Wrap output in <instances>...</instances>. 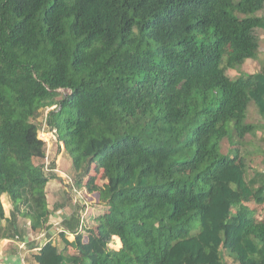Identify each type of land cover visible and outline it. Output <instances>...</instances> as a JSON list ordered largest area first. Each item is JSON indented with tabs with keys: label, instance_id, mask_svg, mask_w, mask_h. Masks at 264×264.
I'll list each match as a JSON object with an SVG mask.
<instances>
[{
	"label": "trees",
	"instance_id": "1",
	"mask_svg": "<svg viewBox=\"0 0 264 264\" xmlns=\"http://www.w3.org/2000/svg\"><path fill=\"white\" fill-rule=\"evenodd\" d=\"M263 8L264 0H0V229L4 194L33 228L50 219L46 186L56 174L46 173L45 122L77 187L110 208L87 239L80 217L64 219L61 246L46 242L36 263L264 264V217L239 207L264 206V169L251 175L240 150L264 130L248 121L251 105L264 118V67L227 73L258 54L264 16L249 14ZM94 165L103 187L87 177Z\"/></svg>",
	"mask_w": 264,
	"mask_h": 264
},
{
	"label": "rangeland",
	"instance_id": "2",
	"mask_svg": "<svg viewBox=\"0 0 264 264\" xmlns=\"http://www.w3.org/2000/svg\"><path fill=\"white\" fill-rule=\"evenodd\" d=\"M239 3H244V0H235V4H239ZM249 15L250 16H264V8L256 13H252ZM254 33H255V37L259 39L260 41V48H259L258 54L256 56L247 58L245 62L241 65H237L233 68H229L227 70V73L233 79H237L240 77L246 78L250 73L260 71L264 67V28H256ZM60 91L65 92L66 90H60ZM45 114H46V110L42 111V113L36 118V122L40 124V126H41V123L43 121V117L45 116ZM248 121L258 123V124H264L263 116L258 113L254 105H251L249 108ZM47 132L49 133L50 131L46 130L44 133H47ZM41 135L42 134L39 133V136L41 139L43 138H46L47 140L49 139L48 141L49 143L46 142L47 157L44 161L49 165L50 169H53V170L59 169L62 172V173L59 172L60 179L59 178L55 179L53 182L55 184L61 183V185L69 186L70 183H67V182L70 179L71 181L78 180L79 179L78 172L75 170L73 163H72V159L69 156V154L66 152V150L63 153L62 158H60V155L62 153L63 144L61 143L59 144L58 141H56V138L50 134L47 137H42ZM263 138H264V130L258 131L257 134L254 136L247 135L246 139L243 141V145H241V148H240L241 153L247 158V163L249 165V172L251 175L253 174V171L257 168L264 169V140ZM229 149H230L229 143L227 140H225L223 142V151L227 152ZM36 162H42V161L36 160ZM53 170L46 171V173L48 175H50L51 173H56ZM65 175H67V177ZM87 177L88 179L89 177L91 178L93 177L96 182L95 184L99 185L100 187H103L105 183L107 182V177H106L104 170L96 168V165H94V167L92 166V169ZM87 181L88 180L86 181L84 180V184H86ZM80 189L82 190L83 200L80 197H78V195H76L77 193H75L74 191L71 190L70 192L67 193L63 189L65 194L63 195L62 197L63 199L61 200V202L60 201L53 202V200L55 201V199H51L52 200L50 203L51 212L55 214L54 211L59 209L60 205L62 204L61 208H63L64 212L69 213V216H75L76 218L80 217L81 219L82 214L85 213L86 211L85 208H89L88 209L89 213L92 212L90 211V209L94 208L93 212H94L95 219L93 220L94 222L92 221L93 223L92 227L87 228L85 232H83V234L85 235V239H87L88 234H89L88 230L91 228L95 229L97 227V225L99 224V218L102 217L105 210L106 211L108 210V205L107 204L105 205L107 201H104L102 199H99L100 201L96 204H91L89 203V201L87 203L86 198L89 192L86 193V188H80ZM95 193H97V196H98L99 192H95ZM89 204L90 206H87ZM252 206H256V204L243 203L239 207H241V210L246 211L247 208H250ZM250 209L253 210L254 208H250ZM252 213L257 215L259 218H263L264 217V206H257V210H253ZM70 238H74V236L73 237L70 236ZM110 246L116 249H120V245H119L117 238L113 239V241L110 243Z\"/></svg>",
	"mask_w": 264,
	"mask_h": 264
},
{
	"label": "crops",
	"instance_id": "3",
	"mask_svg": "<svg viewBox=\"0 0 264 264\" xmlns=\"http://www.w3.org/2000/svg\"><path fill=\"white\" fill-rule=\"evenodd\" d=\"M45 134H49L48 132ZM46 142L49 141L46 138H43ZM55 141V140H54ZM57 141V140H56ZM55 141V142H56ZM49 143V142H48ZM65 152L64 147L62 146V153L60 158H62L63 153ZM57 168V167H56ZM56 173V177L51 179L46 186L47 200L49 204V208L51 210V199L53 202L60 201L63 199L64 190L65 192H70L71 190L77 193L78 197L83 200L82 190L77 187L74 180L69 186L61 185V183H54L55 179H60L59 169L54 170ZM62 173V172H61ZM67 177V175H65ZM69 177V176H68ZM64 189V190H63ZM87 193V191H86ZM101 199L100 193L97 196V193H88L87 194V203L96 204ZM75 200V199H74ZM80 200V201H82ZM2 201L5 208L6 219L3 220L2 226L0 229V264H38L34 261L33 255L39 252L42 246L48 242L53 241L59 246H61V237L60 234L62 230H64V226L62 225L63 220L70 217L69 213L64 212L63 208H60L54 211L55 214L51 212L50 219L46 223V227L43 229L33 228L30 225V221L27 218L22 217L21 215H17L15 217L12 214L13 204L10 201V198L7 194L2 196ZM108 205V210L104 211V213L109 211L108 202L105 205ZM87 206H90L87 205ZM259 206V205H257ZM257 206H252L250 208H254L253 210H257ZM83 209V208H82ZM85 213L81 216V225L80 231L85 232L87 228L92 227V221L95 219L94 216V208H91L88 212L89 208H85ZM66 210V209H65ZM88 215V216H86ZM257 216V215H256ZM94 222V221H93ZM44 234V235H43ZM43 235V236H42ZM70 236H74V233L67 231V237L69 240H73ZM25 243V248H21V244ZM122 245H120V248Z\"/></svg>",
	"mask_w": 264,
	"mask_h": 264
},
{
	"label": "built area",
	"instance_id": "4",
	"mask_svg": "<svg viewBox=\"0 0 264 264\" xmlns=\"http://www.w3.org/2000/svg\"><path fill=\"white\" fill-rule=\"evenodd\" d=\"M54 107H55V106H53V107H51V108H54ZM48 109H49V108H48ZM46 130H48V129H47V125H46V123L44 122L43 125H42V128H41V130H40V133H44ZM49 131H50L49 134L52 135L53 137H55L56 140H57L56 130H49ZM48 166H49V165L46 163V171L53 170V169H50ZM53 171H54V170H53ZM67 183H72L71 179H70ZM43 235H44V234H43ZM43 235H42V236H43ZM21 248H25V243L21 244Z\"/></svg>",
	"mask_w": 264,
	"mask_h": 264
},
{
	"label": "bare ground",
	"instance_id": "5",
	"mask_svg": "<svg viewBox=\"0 0 264 264\" xmlns=\"http://www.w3.org/2000/svg\"><path fill=\"white\" fill-rule=\"evenodd\" d=\"M42 135V137H47L49 134H45V133H41Z\"/></svg>",
	"mask_w": 264,
	"mask_h": 264
}]
</instances>
